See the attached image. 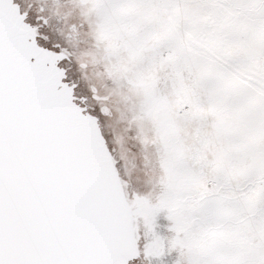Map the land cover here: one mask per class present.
Masks as SVG:
<instances>
[{
    "label": "snow or ice",
    "instance_id": "6c2138e0",
    "mask_svg": "<svg viewBox=\"0 0 264 264\" xmlns=\"http://www.w3.org/2000/svg\"><path fill=\"white\" fill-rule=\"evenodd\" d=\"M70 2L80 69L113 85L92 98L112 120L121 97L150 188L122 178L128 138L75 102L58 66L74 54L0 0V264H264V0Z\"/></svg>",
    "mask_w": 264,
    "mask_h": 264
},
{
    "label": "rangeland",
    "instance_id": "374dc122",
    "mask_svg": "<svg viewBox=\"0 0 264 264\" xmlns=\"http://www.w3.org/2000/svg\"><path fill=\"white\" fill-rule=\"evenodd\" d=\"M15 3L20 5L22 12H27V22L34 27H37L40 37L38 42L41 46L51 49L55 52H59L61 48H65L70 55L69 58L60 62L61 67L67 70V79L71 83L77 85L76 93L78 97L85 98L87 101L88 110L91 114L97 116L100 120L102 128L105 130L108 136H111V132L115 135H125L127 139V148L129 149V171L130 177L123 176V179H130L132 187L144 192L150 188L146 182L151 177V169L145 167L144 153L137 141L134 138L133 133H126L124 130L127 127L126 121L119 120V112L124 110V104L119 95L113 94L111 96V106L114 113V118L111 120L105 117L100 112L99 104L93 100L92 92L89 84L94 83L98 88L101 89L103 94H108V91L113 87L111 81L100 79L93 75L94 69L89 68L87 70V78H85V72L80 69L79 63L77 62L75 55H79L81 51L89 49L92 46V40L87 36L90 31L87 24L80 25V19L78 12H72V5L70 0H58L61 5H64L61 12L62 14L57 16L54 14V8L57 0H14ZM43 9V11H41ZM72 12V15H67ZM44 19H48V23H44ZM77 24L80 27V37L77 41H69L67 33L69 31V25ZM47 37V40L44 39ZM59 44L60 48L55 47ZM102 70V68H101ZM105 85L107 87L105 88ZM118 147V146H117ZM119 150V147H118ZM129 195H132V191H129ZM159 223L162 225L160 231L163 234H167V221L161 218ZM177 253H173L171 256L164 258V264H174ZM136 264H140L137 262ZM158 264V262H154Z\"/></svg>",
    "mask_w": 264,
    "mask_h": 264
},
{
    "label": "water",
    "instance_id": "95a60500",
    "mask_svg": "<svg viewBox=\"0 0 264 264\" xmlns=\"http://www.w3.org/2000/svg\"><path fill=\"white\" fill-rule=\"evenodd\" d=\"M21 13L23 14V12L21 11ZM26 20H27V17H26ZM25 20V23H28L27 21ZM29 24V23H28ZM30 26H32L31 24H29ZM32 27H34V26H32ZM37 28V27H36ZM38 37H40V35H38ZM38 37H37V41H38ZM38 44H39V42H38ZM40 45V44H39ZM41 46V45H40ZM43 47V46H42ZM44 48H46V47H44ZM46 49H48V48H46ZM48 50H51V49H48ZM51 51H53V50H51ZM57 53H59V52H57ZM69 58V57H68ZM67 59V58H66ZM60 68H62V69H64L65 70V72H66V78H65V82L66 83H69L68 81H66V79H67V70L65 69V68H63V67H61L60 66V63H59V65H58ZM70 84V83H69ZM74 96H75V89H74ZM76 97V96H75ZM79 99L77 98L76 100H75V102L77 103V101H78ZM78 104V103H77ZM81 107H83V106H81ZM90 113V112H89ZM91 114V113H90ZM93 115V114H92Z\"/></svg>",
    "mask_w": 264,
    "mask_h": 264
},
{
    "label": "flooded vegetation",
    "instance_id": "af4514ba",
    "mask_svg": "<svg viewBox=\"0 0 264 264\" xmlns=\"http://www.w3.org/2000/svg\"><path fill=\"white\" fill-rule=\"evenodd\" d=\"M60 66H61V64H60ZM66 81H68V79H66ZM69 82V81H68ZM70 84H73V83H71V82H69ZM75 84V83H74ZM76 88H77V85H76ZM76 88H75V96L79 99L78 101H77V103L78 104H80L81 106H83V107H87V109H88V106L87 105H85V104H81V97H78V95H77V93H76ZM83 99H85V98H83ZM89 111V110H88ZM137 262H139V261H137ZM136 262V263H137Z\"/></svg>",
    "mask_w": 264,
    "mask_h": 264
}]
</instances>
